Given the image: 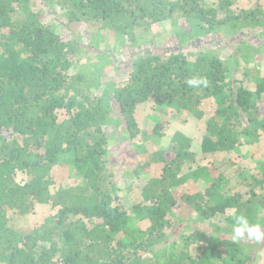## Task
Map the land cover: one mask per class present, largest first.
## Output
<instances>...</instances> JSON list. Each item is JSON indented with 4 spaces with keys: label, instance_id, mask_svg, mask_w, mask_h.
Returning a JSON list of instances; mask_svg holds the SVG:
<instances>
[{
    "label": "trees",
    "instance_id": "obj_1",
    "mask_svg": "<svg viewBox=\"0 0 264 264\" xmlns=\"http://www.w3.org/2000/svg\"><path fill=\"white\" fill-rule=\"evenodd\" d=\"M37 1L42 8L35 11ZM211 1L218 7L205 0H0V264H254L241 240L207 229L214 221L216 232L223 225L231 229L234 214L253 223L254 213L264 214V159L254 154L258 178L238 164L221 163L235 166V175L249 176L232 196L215 190L222 176L203 192L179 194L189 179L183 169L194 165L196 154L190 137L173 132L168 147L141 166L149 179L133 208L143 221L138 229L124 207L114 205L117 188L107 164L111 142L139 137L136 114L147 104L201 120L202 103L212 99L216 109L200 141L203 156L229 158L264 139L258 102L264 100V81L249 88L251 72L240 71L239 59L229 56L224 62L214 50L190 60L180 51L147 50L137 38L165 20H182L206 33L225 30L228 36L263 24L259 11H235L230 0ZM56 10L74 28L67 36L45 21ZM110 34L120 47L132 43L134 51L116 82L108 69L117 72L121 66L102 56L104 62H90L88 56ZM236 43V54L249 48ZM191 78L207 84L190 87ZM167 123L154 127V138L165 137ZM55 166L70 167L80 185L52 193ZM153 166L158 174L150 173ZM37 205L56 210L47 224L25 234L8 226L11 213L27 216ZM190 221L207 227L187 230Z\"/></svg>",
    "mask_w": 264,
    "mask_h": 264
},
{
    "label": "rangeland",
    "instance_id": "obj_2",
    "mask_svg": "<svg viewBox=\"0 0 264 264\" xmlns=\"http://www.w3.org/2000/svg\"><path fill=\"white\" fill-rule=\"evenodd\" d=\"M208 5L212 8H216L217 3L211 0H205ZM232 3V9L235 11H259L260 14H264V0H230ZM42 8L40 1L34 4L33 10H39ZM44 10V9H43ZM47 11H44V14ZM53 14L46 15L45 21L49 24L54 25V30H56L61 35L67 36V34L74 29L70 24L66 22L63 14L59 10L50 11ZM258 14L257 20H261V15ZM263 24L259 27H247L244 29H238L236 34H231L230 36L225 34V30H212L211 33H206L205 31H199L194 29L189 24L184 21L179 20L178 23L174 24L171 21L165 20L161 23L152 25L145 33L138 34V39L143 48L147 50L163 49L167 51H180L185 54H190V60L196 57V54L204 51L214 52L217 50V56L222 58L225 62L228 57L236 58L240 60V71L242 69H249L251 72V82L247 81V85L250 83L249 88H253L251 83L258 80L264 81V19L261 20ZM81 30V29H79ZM85 33V42L89 39L86 36L85 29L82 28ZM71 35V34H70ZM87 38V39H86ZM104 41L98 40L100 43L97 49H93L91 53L89 51L90 62H104L106 57L115 63V65L121 66L120 71L114 72L112 69H108V76L115 82L120 79V74L125 71V63L130 62L134 51H130V46L132 43H123L120 47L117 40L113 34L104 36ZM141 41H143L141 43ZM242 41L246 43L248 49H240L241 54H236L234 46L237 45L236 42ZM152 42V44H149ZM85 44V43H83ZM95 45L96 42H93ZM114 50L117 52H114ZM201 54V53H200ZM241 56V57H240ZM244 57V58H243ZM246 59L247 61H245ZM244 62V64H243ZM107 68V67H106ZM237 74V73H236ZM240 74V73H239ZM264 100L258 99L261 110L264 111ZM202 109L205 112L201 120H196L193 117H188L181 113L174 114L171 109L166 108L157 109L153 108L149 104L143 105L141 109L137 111L136 122L140 130L139 137L133 141H119L111 142L109 145V151L107 155V164L112 172L111 182L116 185V193L114 198V205L121 204L124 210L129 214L132 225L131 227L141 228L143 226V221L137 219L135 210L133 209L135 205L141 203V189L149 179V171L141 172V166H145L148 161L149 155L161 148L168 147V138L170 134L175 131H181L186 136L192 139V149L196 154V159L194 165L189 166L187 169L185 167L183 172L189 174L188 182L178 189L179 194H193L196 191H204L205 188L211 186L214 182L219 180L222 176V184L218 189H215L218 193H222L226 196H232L237 190H241L240 183L243 178H247V175H235V166L246 168L251 173L256 174L257 178L260 176L258 173V168L255 167V157L257 160L264 159V139L259 144H254L251 146H243L234 155L229 158L225 153H216L210 156H203L200 154L199 147L200 141L206 132V122L209 120L216 109V105L212 99H208L202 103ZM59 118L64 119L65 116L58 112ZM167 123V129L165 137L162 139L154 138L153 129L156 125L163 122ZM261 136L264 138V130L259 129ZM258 151V152H256ZM226 160L233 163L235 166H227V168H222L221 163ZM236 163V164H234ZM157 167H151L150 173L156 172L158 174L159 170ZM145 170V168H144ZM249 175V174H248ZM52 187L50 190L55 192L60 187H71L80 185V179L75 177V174L70 169V167L55 166L51 171ZM244 181V180H243ZM246 195L243 196L245 198ZM261 196V195H260ZM249 197V193L247 194ZM116 198V201H115ZM56 210L49 205H37L32 214L27 216H19L15 213H11L8 217V226L17 231L20 234H25L32 231L34 228L41 227L47 224V221L54 216ZM230 214V211H227ZM256 215L254 213L255 222L262 224L264 220V214L259 210ZM194 221L195 216H193V211H190L189 217ZM190 221L189 224L192 226L187 228V230L196 229H206L207 223H202V225H193ZM253 222V221H251ZM187 224V220L184 222ZM201 224V223H200ZM219 225L217 221H214L211 225H208V231L215 236H222L223 232H229L231 236L232 228L221 226L222 229L216 232V228ZM233 227V226H232ZM177 224L175 229H177ZM177 231H180L178 229ZM176 231V232H177ZM121 235V234H120ZM122 236V235H121ZM241 240V244H244V249L249 254L252 255L254 264H262L264 260V239H254L244 237Z\"/></svg>",
    "mask_w": 264,
    "mask_h": 264
},
{
    "label": "clouds",
    "instance_id": "obj_3",
    "mask_svg": "<svg viewBox=\"0 0 264 264\" xmlns=\"http://www.w3.org/2000/svg\"><path fill=\"white\" fill-rule=\"evenodd\" d=\"M187 84L190 87L206 86L207 81L204 78H191L187 80ZM231 235L233 242L239 241L244 237L260 240L264 239V227L258 223L251 222L245 215L234 214Z\"/></svg>",
    "mask_w": 264,
    "mask_h": 264
}]
</instances>
